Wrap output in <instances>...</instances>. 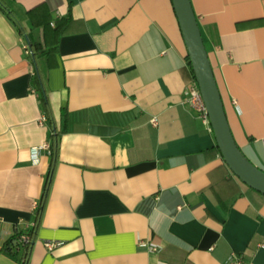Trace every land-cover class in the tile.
Wrapping results in <instances>:
<instances>
[{
  "label": "crops",
  "instance_id": "obj_1",
  "mask_svg": "<svg viewBox=\"0 0 264 264\" xmlns=\"http://www.w3.org/2000/svg\"><path fill=\"white\" fill-rule=\"evenodd\" d=\"M190 3L235 144L264 171V0ZM2 7L34 42L70 17L55 65L36 59L57 130L68 113L52 154L31 157L49 127ZM180 33L171 0H0V264H21L11 241L37 210L26 264H264V199L182 102Z\"/></svg>",
  "mask_w": 264,
  "mask_h": 264
},
{
  "label": "water",
  "instance_id": "obj_2",
  "mask_svg": "<svg viewBox=\"0 0 264 264\" xmlns=\"http://www.w3.org/2000/svg\"><path fill=\"white\" fill-rule=\"evenodd\" d=\"M192 72L209 117L216 146L232 173L248 187L264 194V171L238 149L224 114L220 93L190 0H171Z\"/></svg>",
  "mask_w": 264,
  "mask_h": 264
},
{
  "label": "trees",
  "instance_id": "obj_3",
  "mask_svg": "<svg viewBox=\"0 0 264 264\" xmlns=\"http://www.w3.org/2000/svg\"><path fill=\"white\" fill-rule=\"evenodd\" d=\"M42 7V5L33 8L29 11H27V15H29L32 18V15L34 13V11H37L38 9H40ZM2 9H4L6 15L9 17V19L13 22V24L15 25V27L17 28V30L19 31L20 34L24 35L26 37V39L28 40V45H29V49H30V57L32 58L34 64H35V68L34 71L30 77V83L31 86L34 88V90L38 93V99L41 105V108L46 116V121L49 127V139H50V154H52V152L55 150V148L57 147V141H58V136L61 133H64L67 131L68 129V113L66 109H62L61 110V118H60V128L59 130L56 129V127L53 124V119L51 116V109L45 94V90L43 87V80L41 78V74L40 71L37 67V63H36V58H45L46 59V63L48 67H53L55 65V62H53L51 59L54 57V54L56 52V43L58 41V38L63 35L64 33L67 32V24L70 21V17L67 14V16L62 17L61 19H57L54 23V27H49V20L47 19L46 21H44L43 23H37L38 25L42 26V42H38L35 43L32 40H30V36L28 34H26L24 32V29L22 27V25L20 24L19 20L11 13V11L5 7H2ZM67 23V24H66ZM46 30H48L46 32ZM205 45V43H204ZM185 60H186V64H187V68L189 70L190 73V79L191 80H195L194 74L192 72V67H191V63L189 60L188 55H185ZM216 150L219 152L218 147L215 145ZM220 153V152H219ZM221 155V154H220ZM248 191L251 194L257 195L258 197L264 199V194L248 187ZM39 210L36 211V215H35V222L33 223V226L31 228H29L26 231H21L19 233H17V235L14 237L13 241L14 242V247L16 248V250L20 251L19 254V262L21 264H26L27 261V256L29 254L31 245L33 243L34 237H35V233H36V221L38 220L39 217ZM22 233H26L30 240L27 244H24L23 246L20 245L17 242V238L19 237L20 234ZM10 246H7V250H10Z\"/></svg>",
  "mask_w": 264,
  "mask_h": 264
},
{
  "label": "built area",
  "instance_id": "obj_4",
  "mask_svg": "<svg viewBox=\"0 0 264 264\" xmlns=\"http://www.w3.org/2000/svg\"><path fill=\"white\" fill-rule=\"evenodd\" d=\"M25 50L28 53V49H27V45L26 43L24 44ZM198 85L196 83L195 80H190L184 87L183 89V101L187 106H189L190 109H192L193 111H195L202 119V121L207 125V127L212 130L211 125H210V121H209V117L205 108V104L203 102L201 93L199 91V88H197ZM44 120V117H43ZM152 122L155 123V120L152 119ZM50 148V142H47L45 144H43L41 147L39 148H34L31 149V157H35L37 155V152L40 149H45L49 151ZM34 208H37L36 205ZM30 238L26 233H22L19 235V237L17 238V242L20 245H24L27 244L29 242ZM46 246L49 248H52L54 246V243H46ZM152 250H156L155 246L151 247ZM225 264H243V260L240 257V255H238L235 252H232L226 263Z\"/></svg>",
  "mask_w": 264,
  "mask_h": 264
},
{
  "label": "rangeland",
  "instance_id": "obj_5",
  "mask_svg": "<svg viewBox=\"0 0 264 264\" xmlns=\"http://www.w3.org/2000/svg\"><path fill=\"white\" fill-rule=\"evenodd\" d=\"M17 18V17H16ZM18 19V18H17ZM37 32H36V36H35V42H42V39H41V32L39 29H36ZM26 41L28 42V40L26 39ZM34 42V41H33ZM38 60V58H36Z\"/></svg>",
  "mask_w": 264,
  "mask_h": 264
}]
</instances>
